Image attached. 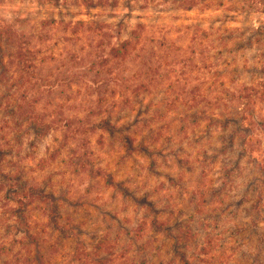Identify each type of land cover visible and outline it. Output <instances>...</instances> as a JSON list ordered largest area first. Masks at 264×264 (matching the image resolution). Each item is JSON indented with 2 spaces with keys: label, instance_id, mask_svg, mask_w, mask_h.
Listing matches in <instances>:
<instances>
[{
  "label": "clouds",
  "instance_id": "clouds-1",
  "mask_svg": "<svg viewBox=\"0 0 264 264\" xmlns=\"http://www.w3.org/2000/svg\"><path fill=\"white\" fill-rule=\"evenodd\" d=\"M0 264H264V0H0Z\"/></svg>",
  "mask_w": 264,
  "mask_h": 264
}]
</instances>
